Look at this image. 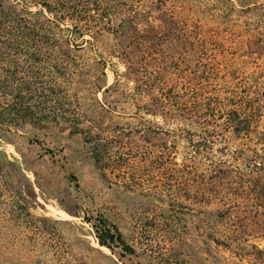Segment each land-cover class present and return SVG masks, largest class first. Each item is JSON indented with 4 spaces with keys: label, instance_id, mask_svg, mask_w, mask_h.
I'll return each mask as SVG.
<instances>
[{
    "label": "rangeland",
    "instance_id": "374dc122",
    "mask_svg": "<svg viewBox=\"0 0 264 264\" xmlns=\"http://www.w3.org/2000/svg\"><path fill=\"white\" fill-rule=\"evenodd\" d=\"M19 83L55 121L1 123L0 264H264V0H0Z\"/></svg>",
    "mask_w": 264,
    "mask_h": 264
},
{
    "label": "trees",
    "instance_id": "16d2710c",
    "mask_svg": "<svg viewBox=\"0 0 264 264\" xmlns=\"http://www.w3.org/2000/svg\"><path fill=\"white\" fill-rule=\"evenodd\" d=\"M40 5L45 9L46 12L54 14L53 12L55 10L53 9L50 3L41 2ZM38 12L42 17L45 18V15H43L41 10H38ZM23 39L26 40L23 44H26V42L28 41V37L24 36ZM13 86L15 89L12 93L11 101L4 103V105H1L0 103V124H6L7 127L5 128H10V126H19L23 123H29L30 125L39 127L42 126L43 122L47 123L50 120L55 121V116H49L48 113L43 110L45 105V99L48 97V92L45 91V89L42 88L41 90L32 92L29 90L28 85H26L27 87H25L24 90L22 89V85L20 83L13 84ZM56 86L58 85L57 83L55 85L54 81V84L48 86L49 92H54ZM34 97L37 98L36 101H33ZM25 99H27V101H24ZM234 117L235 118L233 120L235 123L233 126L234 128H236L235 133L239 134L240 130L237 128V126L240 122V117L236 113L234 114ZM2 124L0 125V128H3ZM105 148V143L100 141L99 139H93L89 147L90 157L92 159L93 165L100 170L99 176H101L102 178L105 177V174L101 169L105 155ZM12 170L14 171L15 177H19L18 180H20V165L16 164L14 169ZM19 182H21V184L27 189H30L33 195L32 187L25 183H22V181ZM251 188L252 194L254 195L256 201L258 202L259 206H261L264 210V186L255 188L252 186ZM98 222L99 227L93 228L95 239L99 245L104 246L110 251H112L114 247L126 248L125 242L121 234L117 231L114 226H109L104 221ZM252 247L254 248L257 254H261L263 252L261 249H258L254 245H252ZM131 251L133 250L131 249Z\"/></svg>",
    "mask_w": 264,
    "mask_h": 264
}]
</instances>
